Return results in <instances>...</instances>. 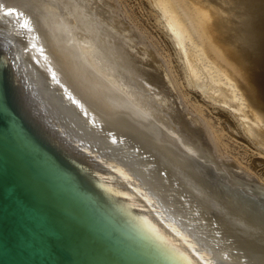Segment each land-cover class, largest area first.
<instances>
[{"label":"bare ground","instance_id":"bare-ground-1","mask_svg":"<svg viewBox=\"0 0 264 264\" xmlns=\"http://www.w3.org/2000/svg\"><path fill=\"white\" fill-rule=\"evenodd\" d=\"M122 1L0 0V18L46 112L198 260L264 264V185L204 109L264 151V0H147L163 49Z\"/></svg>","mask_w":264,"mask_h":264},{"label":"water","instance_id":"water-1","mask_svg":"<svg viewBox=\"0 0 264 264\" xmlns=\"http://www.w3.org/2000/svg\"><path fill=\"white\" fill-rule=\"evenodd\" d=\"M0 18V264H203L32 93Z\"/></svg>","mask_w":264,"mask_h":264},{"label":"rangeland","instance_id":"rangeland-1","mask_svg":"<svg viewBox=\"0 0 264 264\" xmlns=\"http://www.w3.org/2000/svg\"><path fill=\"white\" fill-rule=\"evenodd\" d=\"M125 1V2H124ZM142 1V2H141ZM125 3V4H123L124 6H125V9L126 10H128V11H131L130 13L131 14H133V16L135 15V18L137 19L136 20V22H138L139 24H141V22H142V24H141V26H143V28H144V30H146V32H145V35L146 36H148L149 38H151L152 40L154 39V40H156V41H154V43L156 42L157 43V45H160L161 44V47L164 45H162V41H159V40H161L162 38H161V35H160V32L158 31V27H157V22H156V19H155V16H154V13H153V11L151 10V8H149L150 6L149 5H147L148 4V2H147V0H123L122 1V3ZM139 5V6H138ZM129 8H128V7ZM147 6V7H146ZM124 8V7H123ZM144 9V10H143ZM135 10V11H134ZM139 10L141 11V12H139ZM151 10V11H150ZM149 11V12H148ZM139 13V14H138ZM147 16H148V18H147ZM152 17V18H151ZM141 20V21H140ZM140 21V22H139ZM150 23V24H149ZM156 25H155V24ZM155 26H156V28H155ZM146 28V29H145ZM154 29V30H153ZM157 29V30H156ZM148 31V32H147ZM150 32H151V34H150ZM155 32L157 33V34H155ZM150 34V35H149ZM153 35H154V38H153ZM159 35V36H158ZM151 36V37H150ZM150 39V40H151ZM151 40V41H152ZM159 42V43H158ZM155 43V44H156ZM164 47V46H163ZM163 47H162V49H163ZM159 48H160V46H159ZM162 49H160V50H162ZM148 64V63H147ZM145 68H149L148 66H145ZM157 77H158V79L160 80V76L158 75V73H157ZM193 96H195V95H192V101H197L198 100V98L197 97H193ZM194 98V99H193ZM196 99V100H195ZM178 106H179V108H180V104L178 103ZM205 106V105H204ZM203 106V107H204ZM210 106V107H209ZM191 107V106H190ZM206 107V108H205ZM204 107V109H205V111H206V114H208L209 113V110L211 111L208 115L211 117V121H213L214 122V125H216V124H218L220 127L224 124V126H222L221 128L218 126V125H216L215 127L217 128V129H222V128H226L225 129V131H223V132H225V133H222L223 135H222V139H223V141L225 140V145L226 146H223L224 148H223V152H224V149H225V151H226V153H224V155L226 156L225 158H227V160H226V162L227 163H229V164H231V165H233V166H238V165H241V166H244V169L246 168H248L247 170L245 169V171H247V172H250L251 173V171H252V182L254 183V184H258V181H260V183L259 184H263L264 185V151L263 150H261V151H259L260 149H257L254 145H251V144H249V142H247L246 141V139L242 136V135H240L239 134V131H236L237 130V128L236 129H234L233 131H232V129L231 128H228V127H230L229 126V122L226 120V119H224V121H223V119L221 120L220 118H222V116H221V111H220V109H215L213 106H211V105H206ZM207 107L209 108V109H207ZM214 108V109H213ZM181 109H182V107H181ZM208 111H207V110ZM215 110H216V112H215ZM213 113H215L214 115H212ZM215 115H216V117L218 118V119H220L221 120V122H220V120H218L216 117H215ZM181 116H183V115H181ZM220 123L222 124V125H220ZM227 124V125H226ZM218 126V127H217ZM194 128V130H195V132L196 133H203L204 132V129L203 128H196L195 129V127H193ZM200 129H202V130H200ZM227 129H229V130H227ZM196 130H198V131H196ZM227 130V131H226ZM231 130V131H230ZM236 131V132H235ZM230 132V133H229ZM231 133H233V134H231ZM231 134V135H230ZM231 136H232V138L234 137V136H236L235 137V139L233 138V139H231ZM242 136V137H241ZM205 136H203V140H205V142H206V139L204 138ZM225 138V139H224ZM228 138V139H227ZM237 138V139H236ZM230 139V140H229ZM244 139V140H243ZM229 147V148H228ZM259 152H258V151ZM228 152V153H227ZM230 152V153H229ZM261 153H262V155H261ZM228 157H229V159H228ZM254 171V172H253ZM244 172V171H243ZM241 172L239 175L241 176V177H243V178H247V176H246V173L244 172ZM242 174H243V176H242ZM246 177H245V176ZM262 178V179H261ZM255 181H254V180Z\"/></svg>","mask_w":264,"mask_h":264},{"label":"snow or ice","instance_id":"snow-or-ice-1","mask_svg":"<svg viewBox=\"0 0 264 264\" xmlns=\"http://www.w3.org/2000/svg\"><path fill=\"white\" fill-rule=\"evenodd\" d=\"M13 12H15L14 9H9V11L6 13V15L11 16L13 14ZM17 15H21V14L17 13ZM22 27H25V28L28 27V22L25 21L24 24L22 25Z\"/></svg>","mask_w":264,"mask_h":264}]
</instances>
